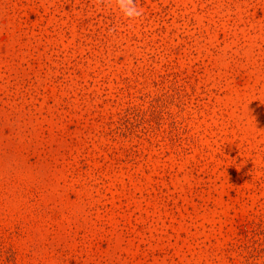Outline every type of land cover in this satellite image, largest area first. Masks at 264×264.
<instances>
[{
	"label": "rangeland",
	"instance_id": "1",
	"mask_svg": "<svg viewBox=\"0 0 264 264\" xmlns=\"http://www.w3.org/2000/svg\"><path fill=\"white\" fill-rule=\"evenodd\" d=\"M0 0V264H264V0Z\"/></svg>",
	"mask_w": 264,
	"mask_h": 264
},
{
	"label": "clouds",
	"instance_id": "2",
	"mask_svg": "<svg viewBox=\"0 0 264 264\" xmlns=\"http://www.w3.org/2000/svg\"><path fill=\"white\" fill-rule=\"evenodd\" d=\"M106 2L112 3L113 0H106ZM114 2L127 19H137L142 15V9L137 8L134 0H114Z\"/></svg>",
	"mask_w": 264,
	"mask_h": 264
}]
</instances>
